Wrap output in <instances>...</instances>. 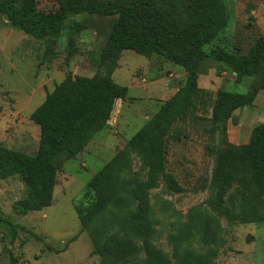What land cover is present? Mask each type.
Masks as SVG:
<instances>
[{
	"label": "rangeland",
	"instance_id": "obj_1",
	"mask_svg": "<svg viewBox=\"0 0 264 264\" xmlns=\"http://www.w3.org/2000/svg\"><path fill=\"white\" fill-rule=\"evenodd\" d=\"M3 1L6 0H0ZM13 1L20 7L24 0ZM218 1L189 0V3L192 9H197ZM221 1L227 7L230 22L221 35L223 42L216 40L211 47L224 46L247 54L255 40L264 34V0ZM35 3L40 11L56 12L60 8L59 0H35ZM116 20V16L69 14L59 37L40 40L0 17L1 145L30 155L37 153L40 128L30 116L47 94L68 77L103 79L110 72L119 86L128 88L126 99L116 103L110 122L96 133L84 151L71 158L63 157L51 207L22 215L19 204L27 194L22 179L19 176L0 179V212L25 228L19 230L18 238L12 242L10 227L0 223V264H12L13 260L16 264L101 263L90 232L83 229L77 214L78 209L86 212L95 205V195L88 183L176 94L179 83L186 77L182 68L157 55L124 51L113 60L102 62L100 54ZM72 24H80L83 29L74 30ZM203 68L201 83L205 81L210 90L205 89L207 95L187 108L167 142L166 170L175 176L183 191H169L161 179L148 195L151 232L147 236L132 234V238L141 247L146 242L152 243L168 255L171 264H180L183 252L187 251L208 256L215 264H264V223L240 224L213 204L217 194L214 176L218 152L230 142L228 125H217L212 119L213 107L218 91L244 94L248 89L244 84H236L232 71L213 59L204 62ZM209 70H213V75ZM256 82L261 84V78ZM244 83L249 85L251 79H245ZM237 112L239 124L243 114ZM260 113L264 115V107ZM238 124L234 123L232 133H239ZM248 130H243L241 142L245 143ZM134 174L140 181L147 179L148 171L137 159ZM242 175V169L234 170V179L222 204L231 215L235 212L234 204L241 201ZM106 217L96 221L103 226L104 234L110 232L113 224L112 215ZM202 219L210 222L208 229L202 231L198 223L197 230L201 232L193 240L181 242L182 228H187L192 220L203 222ZM31 232L42 241L34 239ZM112 232L103 237V243ZM138 256L127 264H146L144 248Z\"/></svg>",
	"mask_w": 264,
	"mask_h": 264
},
{
	"label": "trees",
	"instance_id": "obj_2",
	"mask_svg": "<svg viewBox=\"0 0 264 264\" xmlns=\"http://www.w3.org/2000/svg\"><path fill=\"white\" fill-rule=\"evenodd\" d=\"M59 1L58 11L45 12L37 8L35 0H24L20 7L13 0H6L0 2V17L41 40L59 37L69 14L116 16L100 54L102 62H109L124 51H133L142 56H160L186 73L176 94L129 140L125 149L89 181L95 205L86 212L83 208L77 210L83 229L90 232L95 254L101 257L100 264L133 262L142 248L146 264H171L168 255L152 243L146 242L141 247L132 238V234L147 236L151 232L148 195L161 179L169 191H183L175 176L166 170L168 138L187 108L207 95V90L199 86V73L209 59L230 69L236 84H242L246 78L254 81L244 94L218 91L213 107L214 123L225 127L236 110L253 105L258 93L264 90V34L255 40L247 54L224 46L211 47L216 40L223 42L221 35L230 22L227 7L221 0L197 9L190 7L189 0ZM71 28L81 31L83 26L72 24ZM259 77L261 84L256 82ZM127 95L128 88L119 86L110 72L103 79L68 77L47 94L30 116L41 134L36 154L0 144V179L19 176L26 186V197L19 204L22 215L52 206L63 157L71 158L83 152L96 133L110 122L116 103ZM135 159L148 171L145 181L134 174ZM236 168L243 170L241 201L234 204L235 212L231 215L222 204ZM214 183L217 194L213 204L217 210L240 224L264 223V124L252 130L247 144L229 142L218 152ZM107 214L112 215L113 224L110 232L104 234L103 226L96 221L107 218ZM202 221L192 220L187 228H182L180 241L193 240L201 232L197 230L198 223L202 231L208 229L210 222ZM0 223L10 227L12 242L18 238L19 230L25 231L1 212ZM111 232L103 243V237ZM32 235L42 241L40 236ZM180 264L215 263L208 256L187 251L183 252Z\"/></svg>",
	"mask_w": 264,
	"mask_h": 264
},
{
	"label": "crops",
	"instance_id": "obj_3",
	"mask_svg": "<svg viewBox=\"0 0 264 264\" xmlns=\"http://www.w3.org/2000/svg\"><path fill=\"white\" fill-rule=\"evenodd\" d=\"M204 71H205V68H203V66H202L201 70H200V73H199V84L201 85L200 87L202 89L210 90V86L206 85L207 83H205V81H203L201 83V77H202V74H203L202 72H204ZM209 74L213 75V70H209ZM182 75H184V72H183ZM250 79H251V82H252L253 78H246V80H250ZM242 84L247 86V89H248L251 83L248 85V84H245L243 82ZM263 91L264 90H261L258 93V95H257V97H256V99H255V101H254L252 106L243 107V108H240V109L236 110L234 112L232 118L228 121L227 125H228V131H229V135H230L228 138H229L230 143L235 144V145L247 144L249 142V140H250V136H251L252 130L257 125L264 124V123H261L262 120H264V115L260 113L261 107H264V101H262V100H264V94H262ZM237 111L243 114V119H242V121H240L239 124H238L237 118L235 117V113ZM234 123H237L238 124L237 126H240L239 133H235V134L232 133V132H234L233 131L234 127H236V126H234ZM252 123H254V124H252ZM248 129H250V130H248ZM243 130L250 131L248 136H246L247 138H246L245 143L241 142V140L243 139L242 137L245 136V131H243Z\"/></svg>",
	"mask_w": 264,
	"mask_h": 264
}]
</instances>
